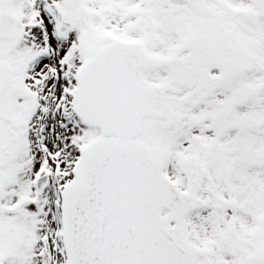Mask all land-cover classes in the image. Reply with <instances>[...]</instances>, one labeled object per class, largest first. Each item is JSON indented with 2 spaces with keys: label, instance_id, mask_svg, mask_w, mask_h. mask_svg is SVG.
<instances>
[{
  "label": "snow or ice",
  "instance_id": "1",
  "mask_svg": "<svg viewBox=\"0 0 264 264\" xmlns=\"http://www.w3.org/2000/svg\"><path fill=\"white\" fill-rule=\"evenodd\" d=\"M0 264H264V0H0Z\"/></svg>",
  "mask_w": 264,
  "mask_h": 264
}]
</instances>
